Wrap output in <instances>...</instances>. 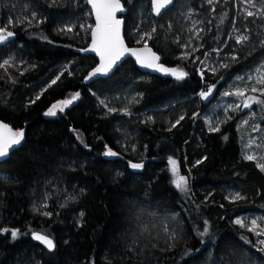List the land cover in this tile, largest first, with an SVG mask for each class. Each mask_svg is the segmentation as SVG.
Returning <instances> with one entry per match:
<instances>
[{"label":"trees","instance_id":"16d2710c","mask_svg":"<svg viewBox=\"0 0 264 264\" xmlns=\"http://www.w3.org/2000/svg\"><path fill=\"white\" fill-rule=\"evenodd\" d=\"M121 1L127 44L151 47L183 79L129 59L85 84L98 65L84 50L87 0H0V26L14 32L0 46V120L24 132L0 163V229L19 230L0 231V264H264V236L248 230L264 228V95L250 90L264 85L247 82L264 65V15L243 0H175L155 18L152 0Z\"/></svg>","mask_w":264,"mask_h":264},{"label":"snow or ice","instance_id":"6c2138e0","mask_svg":"<svg viewBox=\"0 0 264 264\" xmlns=\"http://www.w3.org/2000/svg\"><path fill=\"white\" fill-rule=\"evenodd\" d=\"M95 9L96 14V26L92 31V50L97 52L100 56V65L95 68L90 74L89 79L92 76H95L97 73H106L115 65V63L124 55L125 52H130L132 55L137 57V60L145 67L149 68H157L160 71L165 73H171L176 76L177 79H183L187 73L177 70V69H168L164 68L163 65L157 64L160 58L156 56L155 53H151V49L147 47L142 50L137 49H128L123 42V39L120 34V26L122 21L116 18V13L118 11H123V8L120 4V0H89ZM172 0H153V5L155 7L156 13L159 15L162 8L166 7L170 4ZM247 2L251 3L252 7H255V4L252 0H247ZM209 3H212V0H209ZM247 11V10H246ZM261 15H264V9L261 10ZM34 15V14H33ZM248 16H253L254 13L252 11H247ZM223 22V21H221ZM9 25H12V21H8ZM14 32L7 30V28L0 26V42L7 40L9 37H12ZM150 35V34H149ZM248 37L241 35L237 37V42H243L247 40ZM87 51L88 49H84ZM147 51L151 53V56L145 58L141 55V52ZM9 61H4V64L7 65ZM223 67H227V65H223ZM55 83V81H53ZM257 83L264 85V74L260 76L257 80ZM251 91H260L261 95H264V89L252 88ZM236 95L243 96V91H237ZM200 95L202 97H206L208 93L201 92ZM79 97V93H75L70 100H65L59 102L58 105H53L52 108L48 110L46 115H56V109L60 108L62 111V105H67ZM39 98V97H38ZM248 99H255L254 97H248ZM258 103H264V101H257ZM100 103H104L100 101ZM245 107H250L249 104L245 103ZM109 111H113V109H109ZM183 119V117H181ZM179 123V121H177ZM211 131H218V128H211ZM24 138L23 130L14 131L7 124H3L0 122V157H4L8 154L9 149L21 143ZM106 155H116V153L112 152L110 149L105 153ZM248 160L256 159L255 156L248 155L246 157ZM264 159V158H262ZM169 163L171 164V171L174 177L173 183L176 188L181 191H187V178L183 175L179 174L177 161L170 159ZM132 168H141L143 165L141 164H131ZM258 167L262 171H264V163H258ZM239 198V197H237ZM83 215V213H81ZM237 224H240L242 227L246 226L243 221L237 220ZM249 231L256 233L257 235L264 236V228L261 225L257 224L256 220L251 221V226L248 228ZM5 233L10 232L13 239H15L19 235V230H10V229H0ZM34 239L42 242L49 250H53L55 248V243L53 239H51L47 235H42L40 233H34ZM203 235V233H202ZM261 244H264V240L260 241ZM264 250V249H262Z\"/></svg>","mask_w":264,"mask_h":264},{"label":"water","instance_id":"95a60500","mask_svg":"<svg viewBox=\"0 0 264 264\" xmlns=\"http://www.w3.org/2000/svg\"><path fill=\"white\" fill-rule=\"evenodd\" d=\"M175 2V0H172V2L170 3V4H168L166 7H164V8H162L161 9V11H160V14L158 15L157 13H156V11H155V7H154V5H153V0H152V15H153V17H155V18H160L161 16H162V14L173 4ZM87 3H88V6H89V9H90V11H91V14H92V17H93V22H94V27H93V29H92V31L95 29V26H96V14H95V9L93 8V6H92V4L89 2V0H87ZM120 4H121V6H122V8H123V11H118L117 13H116V18L117 19H119V20H121L122 21V24H121V26H120V34H121V37H122V39H123V42H124V45L128 48V49H137V50H142V49H145L146 47L148 48V49H151V53H155V55L156 56H159V54H157L151 47H149V46H146V45H144V46H139V47H130L128 44H127V42H126V39H125V25H126V21H125V15H126V7H125V4H124V2L123 1H121L120 0ZM92 31H91V33H92ZM91 33H90V43H89V46H88V50L86 51V54H89V55H92V56H94L97 60H98V65L96 66V68L100 65V56H99V54L97 53V52H95V51H93L92 50V35H91ZM6 42H7V40H5V41H3V42H0V46L1 45H4V44H6ZM151 53H149V52H147L146 50L145 51H143V52H141V55L143 56V57H145V58H148V57H150L151 56ZM159 60L158 61H156V63L157 64H160V65H163V67L164 68H168V69H171V68H169L168 66H166L165 64H163V60H162V58L159 56ZM129 59H131V60H133L134 62H135V64H136V66H137V68L141 71V72H143V73H147V74H150V75H155V76H159V77H162V78H173L174 77V75H172L171 73H165V72H163V71H160V70H158L157 68H149V67H145V66H143L138 60H137V57L135 56V55H132L130 52H125L124 53V55L115 63V65L111 68V70H109L108 72H106V73H97L95 76H92L90 79L88 78L89 77V75H88V77L85 79V84H89V83H91V82H93V81H96V80H98V79H101V78H104V77H106V76H108V75H110L112 72H115L120 66H122L127 60H129ZM95 69V68H94ZM93 69V70H94ZM92 70V71H93ZM91 71V72H92ZM90 72V73H91ZM89 73V74H90ZM0 122H2L3 124H7V123H5V122H3L2 120H0ZM8 125V124H7ZM10 128H11V126L10 125H8ZM18 147H19V144L18 145H14V146H12L10 149H9V151H8V154L6 155V156H4V157H0V163L1 162H4V161H7L9 158H10V156L12 155V153L15 151V150H17L18 149ZM35 233H38V232H35ZM34 234V233H33ZM32 234V239L35 241V242H37V243H39V244H41L44 248H46L47 250H49L42 242H40V241H38V240H36V239H34V235ZM40 234H42V233H40ZM42 235H44V234H42ZM55 249V248H54ZM54 249L53 250H49V251H54Z\"/></svg>","mask_w":264,"mask_h":264},{"label":"rangeland","instance_id":"374dc122","mask_svg":"<svg viewBox=\"0 0 264 264\" xmlns=\"http://www.w3.org/2000/svg\"><path fill=\"white\" fill-rule=\"evenodd\" d=\"M244 1V3H245V5H246V8H244L245 9V11L247 10V11H252V12H254V10H255V8L257 9H259L260 11L262 10V9H264V8H262V6H259V5H257L253 0H252V2L255 4V7H252L251 6V3H249V2H247V0H243ZM246 11V12H247ZM185 18H189V17H185ZM190 26H194V23H192ZM235 34H238L237 32L235 33ZM239 36V35H238ZM262 74H264V65H263V67L260 69V70H258L254 75H249L248 77H247V82H255V83H257V80L260 78V76L262 75ZM242 81H243V79H242ZM247 82L245 81L244 82V84H246L247 85ZM257 84H259V83H257ZM216 87V86H215ZM215 87H212V88H207L204 92H206V93H208V95L206 96V97H202V99L204 100V101H208V100H210L212 97H214V94H215V92H216V88ZM248 87V86H247ZM248 89H246V91H247ZM227 97H229L230 98V95L228 94L227 95ZM249 97H253V95H250ZM245 103H247V104H249L250 106L254 103V99H248L247 97L246 98H244V101H242V102H240V103H238V109L240 110V112H241V114H246L247 112H248V109L250 108V107H245L244 106V104ZM63 109H64V107H65V105H62L61 106ZM56 114H57V112L58 111H61L60 110V108H57L56 110ZM55 116V115H54ZM249 117V116H248ZM255 139H256V137H254L253 138V140L255 141ZM251 145H249V148H247V149H249V151H248V153H250L251 152V147H250ZM251 154V153H250ZM252 155V154H251Z\"/></svg>","mask_w":264,"mask_h":264}]
</instances>
